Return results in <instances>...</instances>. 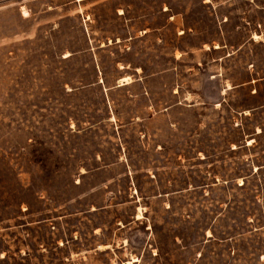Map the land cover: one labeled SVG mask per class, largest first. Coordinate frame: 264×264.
<instances>
[{
  "label": "rangeland",
  "instance_id": "rangeland-1",
  "mask_svg": "<svg viewBox=\"0 0 264 264\" xmlns=\"http://www.w3.org/2000/svg\"><path fill=\"white\" fill-rule=\"evenodd\" d=\"M26 1L0 0V264H264V0Z\"/></svg>",
  "mask_w": 264,
  "mask_h": 264
},
{
  "label": "crops",
  "instance_id": "crops-1",
  "mask_svg": "<svg viewBox=\"0 0 264 264\" xmlns=\"http://www.w3.org/2000/svg\"><path fill=\"white\" fill-rule=\"evenodd\" d=\"M80 0H62L60 1L58 4L63 6V5H67V4H73L74 2H79ZM18 9V12L21 13L22 12V7L27 9L30 8L31 4L28 3V1L26 0H18L17 3H15ZM22 18H27V16L21 15ZM134 81H128L127 83L124 84H119L118 85H130L132 84ZM146 93V92H145Z\"/></svg>",
  "mask_w": 264,
  "mask_h": 264
}]
</instances>
